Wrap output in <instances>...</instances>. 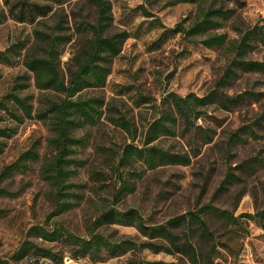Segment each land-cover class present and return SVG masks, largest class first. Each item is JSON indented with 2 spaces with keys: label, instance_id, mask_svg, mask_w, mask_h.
Returning a JSON list of instances; mask_svg holds the SVG:
<instances>
[{
  "label": "rangeland",
  "instance_id": "obj_1",
  "mask_svg": "<svg viewBox=\"0 0 264 264\" xmlns=\"http://www.w3.org/2000/svg\"><path fill=\"white\" fill-rule=\"evenodd\" d=\"M31 1V0H29ZM113 21L110 32L126 31L122 50L110 63L111 71L105 86L82 91L83 97L100 96L104 99L103 117L96 126L79 131L85 144L74 155L85 160L77 168L71 180L85 184L79 190L81 197L60 215L47 220L54 207L51 187L40 175L41 166L54 155L48 144L52 135L50 127L36 117L45 105V98H60L54 91L37 88L34 76L23 65L28 47L35 41L34 30L54 34H67L70 40L61 46L60 72L67 79V62L71 52L78 49L89 37L77 32L76 25L84 18L93 21L95 9L89 0H69L53 6L46 18L29 21L21 19V3L12 0L6 4L0 0V10L6 18L0 21V50L15 40H23L26 48L13 64L0 63V101L11 93L27 97L32 117H25L22 109L12 100L0 108V189L8 192L0 195V259L10 256L26 239L40 247L56 252L58 260L40 255H29L15 264H151L154 261H174L175 256L164 252L153 253L149 249L129 250L125 254L109 257L105 252L93 260L89 257L75 258L70 249L60 242H46L29 235V228L56 224L67 227L80 236H88L94 219L113 203V195L120 182L116 172L118 155L126 144L139 145L148 125L159 117L166 105L161 102L168 93L186 96L194 93L203 96L213 89L231 57L225 47L207 48L200 43L207 34L225 33L229 40L240 31L255 23L264 24V0H242L225 3L233 8L234 15L219 28L191 37L172 32L177 24L189 27L201 18V9L207 5L181 3L167 6L163 0H110ZM50 6L51 2H48ZM145 6L146 10L142 9ZM62 15L64 29L55 28ZM252 59L264 60V47L259 45L249 54ZM247 90L264 92V75L243 74L226 87L229 94ZM264 109V96L258 101H247L230 111L209 106L195 125L184 134L178 130L174 136H162L155 143L173 152H188L187 165H172L144 169L140 163L126 169L125 178L133 184V191L122 196L116 203L119 209H137L148 224L163 223L170 217L182 214L202 203H211L228 209L235 215L254 213L264 207V166L252 174L233 172L234 179L227 190L218 191L230 166H237L252 155L264 157V127L255 125L256 137L245 136V142L228 143L230 134L244 124L251 123ZM15 115L19 116L18 119ZM123 115L135 129L132 136L112 124L107 116ZM198 126L212 130V140L205 143ZM241 134V133H240ZM34 147L39 159L29 162L24 173L13 171L3 174V169L14 162L25 150ZM93 172L101 175L95 177ZM130 172V173H129ZM218 243L214 264H264V230L255 221H243L240 225H225L210 214L204 215ZM244 220V219H243ZM179 228L176 229L179 232ZM104 234L130 237L137 242L146 240L135 227L113 224L97 228ZM195 246L203 250L198 237Z\"/></svg>",
  "mask_w": 264,
  "mask_h": 264
},
{
  "label": "trees",
  "instance_id": "obj_2",
  "mask_svg": "<svg viewBox=\"0 0 264 264\" xmlns=\"http://www.w3.org/2000/svg\"><path fill=\"white\" fill-rule=\"evenodd\" d=\"M21 3V22L28 16L33 22L37 18H46L53 10V6H60L69 0H19ZM94 9L93 21L82 18L76 25V31L86 33L89 37L78 49L71 52L67 62V79L60 72L61 46L70 40L67 34L47 33L40 29L34 30L35 41L33 46L26 49L23 65L34 76L37 88L43 91H54L60 98H45V105L38 110L36 117L43 120L51 129L52 135L48 144L54 152L52 158L40 168V175L51 187V197L54 207L47 216V220L60 215L76 203L81 197L79 190L85 184H78L71 180L77 168L82 167L85 160L75 156L77 149L85 144V137L79 131L87 126H96L103 117L105 101L100 96L83 97L82 91L89 88L105 86L111 68L110 63L119 55L123 43L128 37L126 31L110 32L113 21L110 0H89ZM167 6L181 3L197 4L207 3L201 9V18L189 27L182 24L175 25L172 32H181L191 37L204 34L212 28H219L231 18L235 10L225 7V3H239L242 0H163ZM12 0H5L10 4ZM51 2L50 6L47 4ZM142 9L146 10L145 6ZM6 18L4 9L0 10V21ZM55 28L64 29L62 15L59 16ZM239 35L229 40L225 33L207 34L200 43L207 48L230 49L222 74L216 81L213 89L203 96L189 93L181 96L168 93L161 102L166 108L161 110L159 117L154 119L144 132L143 140L139 145L126 144L118 155L116 172L120 186L113 195V203L102 211L93 221L89 235L84 237L70 231L67 227L56 224L52 228L44 225H34L29 228V235L38 237L46 242H60L70 249L71 256L75 258L89 257L96 260L105 252L109 257L125 254L129 250L141 251L149 249L153 253L164 252L175 256L174 261H154L151 264H214V255L217 252V241L211 230L205 214L217 217L225 225H240L243 221H255L264 230V207L254 213H241L235 215L232 211L217 207L211 203H202L193 209L170 217L163 223L148 224L140 212L135 208L119 209L116 203L123 195L133 191V184L125 178L126 169L134 167L137 163L144 169L152 170L167 164L187 165L191 156L188 152H173L156 144L155 141L162 136H174L178 130L185 132L206 113L209 106L230 111L247 101H258L264 92L247 90L237 94L226 92L228 84L243 74L264 75V60L252 59L249 54L261 45L264 47V24L255 23L251 28L238 32ZM26 48L23 40H15L6 49L0 50V63L11 65ZM12 100L23 111L25 117H32L31 105L27 97L11 93L0 101V108L6 107V100ZM18 119L19 116L15 115ZM114 125L121 127L134 138L135 129L132 122L123 115L107 116ZM21 120V119H20ZM255 125L264 127V109L248 124L242 125L237 132L230 134L228 143L245 142L247 137H256ZM205 143L212 140V130L198 126ZM1 132V130H0ZM241 133V134H240ZM39 159V153L31 147L22 152L19 157L3 169V174L13 171L24 173L30 166L29 162ZM264 166V157L252 155L242 160L237 166H230L223 177L218 191L227 190L234 179H240L233 170L240 169L243 174H252L259 167ZM95 177L101 175L93 172ZM130 173V172H129ZM8 192L0 189V195ZM4 210L0 209V215ZM244 219V220H243ZM120 224L135 227L146 240H136L119 236L114 237L96 231L97 228ZM180 229L179 232L176 229ZM198 237L203 250L193 243ZM29 255H40L51 260L61 257L50 248L40 247L33 241L26 239L14 251L10 259H0V264H15L16 261Z\"/></svg>",
  "mask_w": 264,
  "mask_h": 264
}]
</instances>
